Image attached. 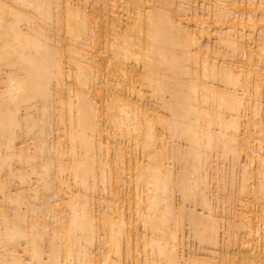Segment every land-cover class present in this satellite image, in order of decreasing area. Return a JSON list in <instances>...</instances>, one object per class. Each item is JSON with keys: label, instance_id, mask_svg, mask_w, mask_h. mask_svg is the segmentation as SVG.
<instances>
[{"label": "bare ground", "instance_id": "6f19581e", "mask_svg": "<svg viewBox=\"0 0 264 264\" xmlns=\"http://www.w3.org/2000/svg\"><path fill=\"white\" fill-rule=\"evenodd\" d=\"M0 264H264V0H0Z\"/></svg>", "mask_w": 264, "mask_h": 264}, {"label": "rangeland", "instance_id": "374dc122", "mask_svg": "<svg viewBox=\"0 0 264 264\" xmlns=\"http://www.w3.org/2000/svg\"><path fill=\"white\" fill-rule=\"evenodd\" d=\"M194 247V246H193Z\"/></svg>", "mask_w": 264, "mask_h": 264}]
</instances>
